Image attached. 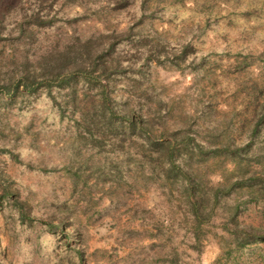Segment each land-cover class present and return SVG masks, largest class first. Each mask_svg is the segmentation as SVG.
<instances>
[{
	"label": "clouds",
	"instance_id": "clouds-1",
	"mask_svg": "<svg viewBox=\"0 0 264 264\" xmlns=\"http://www.w3.org/2000/svg\"><path fill=\"white\" fill-rule=\"evenodd\" d=\"M0 264H264V0H0Z\"/></svg>",
	"mask_w": 264,
	"mask_h": 264
}]
</instances>
